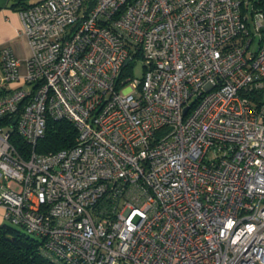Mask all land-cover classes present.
I'll return each mask as SVG.
<instances>
[{"label":"built area","instance_id":"built-area-1","mask_svg":"<svg viewBox=\"0 0 264 264\" xmlns=\"http://www.w3.org/2000/svg\"><path fill=\"white\" fill-rule=\"evenodd\" d=\"M245 3L19 7L25 71L0 48L4 218L57 264H264V12ZM49 118L73 146L36 151Z\"/></svg>","mask_w":264,"mask_h":264},{"label":"trees","instance_id":"trees-1","mask_svg":"<svg viewBox=\"0 0 264 264\" xmlns=\"http://www.w3.org/2000/svg\"><path fill=\"white\" fill-rule=\"evenodd\" d=\"M243 13L252 6L257 11L264 12V0H246ZM31 3V2H30ZM29 2L20 1L16 6L23 7ZM264 32V30H263ZM77 130L68 120L49 118L46 131L36 145V151L47 153L71 147L76 143ZM16 147L22 152H28L30 146L17 133L13 136ZM41 240L19 229L11 223H0V264H57L41 251Z\"/></svg>","mask_w":264,"mask_h":264},{"label":"crops","instance_id":"crops-1","mask_svg":"<svg viewBox=\"0 0 264 264\" xmlns=\"http://www.w3.org/2000/svg\"><path fill=\"white\" fill-rule=\"evenodd\" d=\"M20 1L30 3L38 0H0V48L11 45L22 62L21 69L25 71V64L31 54V48L28 39L24 35L18 34L22 22L18 12L19 6L15 4Z\"/></svg>","mask_w":264,"mask_h":264},{"label":"rangeland","instance_id":"rangeland-1","mask_svg":"<svg viewBox=\"0 0 264 264\" xmlns=\"http://www.w3.org/2000/svg\"><path fill=\"white\" fill-rule=\"evenodd\" d=\"M261 37H262V34L256 32L255 41L252 43L250 51L258 48L259 39ZM133 65H134V76L135 77H141L143 70H144L143 61L141 59H136L135 61H133ZM0 223H9V221L6 220V218H4L1 210H0ZM16 226L19 229L24 231V228L22 226H20V225H16Z\"/></svg>","mask_w":264,"mask_h":264}]
</instances>
